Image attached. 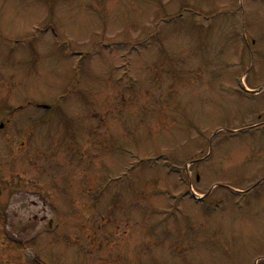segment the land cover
I'll return each instance as SVG.
<instances>
[{"label":"rangeland","instance_id":"1","mask_svg":"<svg viewBox=\"0 0 264 264\" xmlns=\"http://www.w3.org/2000/svg\"><path fill=\"white\" fill-rule=\"evenodd\" d=\"M10 116L35 155L16 152L0 183L59 211L41 264L264 259V0H0ZM2 230L0 264H27Z\"/></svg>","mask_w":264,"mask_h":264},{"label":"water","instance_id":"2","mask_svg":"<svg viewBox=\"0 0 264 264\" xmlns=\"http://www.w3.org/2000/svg\"><path fill=\"white\" fill-rule=\"evenodd\" d=\"M6 218V235L22 245L32 242L43 232L54 231L58 226L55 208L38 194L15 195Z\"/></svg>","mask_w":264,"mask_h":264},{"label":"flooded vegetation","instance_id":"3","mask_svg":"<svg viewBox=\"0 0 264 264\" xmlns=\"http://www.w3.org/2000/svg\"><path fill=\"white\" fill-rule=\"evenodd\" d=\"M21 126H23L22 127V129L21 130H19L17 127H15V129H14V131H13V133H14V135L11 137V138H7V139H5V144H6V148L8 147L9 149H11L12 150V153H13V155L17 152V151H15L14 149H17V150H19V151H21L20 153H21V155H24L23 156V158L25 159L26 157L27 158H29V157H32L33 155H34V142H33V139H32V130H31V125L29 124V123H27V124H24V123H22V125ZM6 129V127H5V124H1L0 125V130H2V131H4ZM11 144H10V143ZM9 143V144H8ZM70 153V155H71V157H74L73 159L74 160H77V159H79L78 158V156H73L72 154H73V152H69ZM17 160V159H16ZM16 160L15 161H11L10 162V159H8L7 157H6V154H5V156L3 157V158H0V165H2L1 167H0V172L1 173H3L4 172V170L6 169V168H9V169H12L13 170V168L11 167V165H13V166H15V162H16ZM80 160H81V158H80ZM32 162H33V160H32ZM79 162V161H78ZM79 164L81 165L82 163H81V161L79 162ZM3 165H5V167H3ZM90 168V167H89ZM1 178V177H0ZM1 179H3V178H1ZM1 179H0V181H1ZM49 180V179H48ZM62 184V183H61ZM64 184L65 183H63L62 184V186L64 187ZM72 185V187H77V182H72L71 183ZM12 185H17V182H12V181H10V182H7V183H0V222H1V218H3V214H4V207H6V204L8 203V194H7V192L9 193V194H13L14 192H16V191H23V190H28V189H24V188H21V189H19V188H13L10 192H9V190H10V187L12 186ZM66 185V184H65ZM17 189V190H16ZM7 190V191H6ZM38 191H36V190H33V191H31V192H38V193H41V194H43V196L45 197V195H50L51 196V194H48V193H46L44 190H39V189H37ZM30 191V190H29ZM49 202H52L51 201V199H50V197H48V198H46ZM111 222L109 221L107 224L109 225ZM117 227H121V225H118ZM0 234H1V231H0ZM106 240H107V238H106ZM6 243V242H5ZM39 245H42V243H39ZM104 244L102 243V246H103ZM98 247V246H96V248H95V252L96 253H99V255L98 256H100V251H101V249L103 248V247ZM122 245H120V244H115V246H114V249H116V251H118L119 249H120V247H121ZM92 248V247H91ZM91 248H89V249H91ZM109 248V247H108ZM34 250H35V252H36V259H35V261L32 263V264H41V263H44V261L41 259V256L42 255H47V254H45V253H43V248H40V247H36V248H33ZM88 249V250H89ZM19 250V249H18ZM45 250H47V249H45ZM87 250V248H82V249H80V251H83V253L86 255V256H88V255H90V253H93V251L92 250H89L88 251ZM126 250V249H125ZM119 252V254H120V251H118ZM128 253V252H127ZM124 254V256H126V253H123ZM129 254V253H128ZM118 255V254H117ZM103 259H97V262H100V263H105L106 262V260L107 261H109V257H107V258H104V257H102ZM25 262V261H24Z\"/></svg>","mask_w":264,"mask_h":264}]
</instances>
